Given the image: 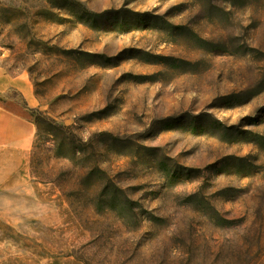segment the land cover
Wrapping results in <instances>:
<instances>
[{"label":"rangeland","instance_id":"obj_1","mask_svg":"<svg viewBox=\"0 0 264 264\" xmlns=\"http://www.w3.org/2000/svg\"><path fill=\"white\" fill-rule=\"evenodd\" d=\"M0 68V264H264V0H0Z\"/></svg>","mask_w":264,"mask_h":264},{"label":"crops","instance_id":"obj_2","mask_svg":"<svg viewBox=\"0 0 264 264\" xmlns=\"http://www.w3.org/2000/svg\"><path fill=\"white\" fill-rule=\"evenodd\" d=\"M20 78L30 88V80L23 74ZM9 90H12L10 78L0 68V96L3 97V99L0 98V139L2 140L14 138V101L8 95ZM9 125L11 126L10 129H8Z\"/></svg>","mask_w":264,"mask_h":264}]
</instances>
